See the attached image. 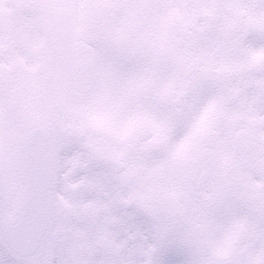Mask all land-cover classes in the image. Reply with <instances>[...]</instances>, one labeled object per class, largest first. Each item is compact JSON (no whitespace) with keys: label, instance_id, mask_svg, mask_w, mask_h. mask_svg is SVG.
Instances as JSON below:
<instances>
[{"label":"snow or ice","instance_id":"6c2138e0","mask_svg":"<svg viewBox=\"0 0 264 264\" xmlns=\"http://www.w3.org/2000/svg\"><path fill=\"white\" fill-rule=\"evenodd\" d=\"M0 264H264V0H0Z\"/></svg>","mask_w":264,"mask_h":264}]
</instances>
